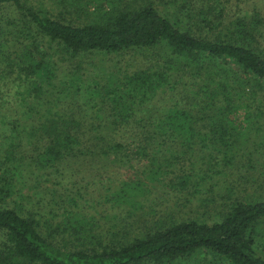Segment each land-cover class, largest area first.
<instances>
[{
  "label": "trees",
  "instance_id": "trees-1",
  "mask_svg": "<svg viewBox=\"0 0 264 264\" xmlns=\"http://www.w3.org/2000/svg\"><path fill=\"white\" fill-rule=\"evenodd\" d=\"M37 3L0 0V13L8 10L0 18V264H264V195L234 202L211 224L144 227L107 244L78 210L77 194L50 192L61 213L47 218L7 206L28 170L41 204L49 196L41 181L57 184L50 177L60 164L79 159L134 157L145 178L124 183L112 200L135 209L149 181L166 182L196 150L219 155L206 173L195 171L198 179L226 175L220 167L255 169L264 162V12L235 10L229 0ZM125 52L144 54L142 68L102 66ZM178 85L186 97L162 117L142 114ZM90 114L93 123L82 117ZM178 178L181 193L195 185L191 173Z\"/></svg>",
  "mask_w": 264,
  "mask_h": 264
},
{
  "label": "rangeland",
  "instance_id": "rangeland-1",
  "mask_svg": "<svg viewBox=\"0 0 264 264\" xmlns=\"http://www.w3.org/2000/svg\"><path fill=\"white\" fill-rule=\"evenodd\" d=\"M229 1L234 5L235 10H238L235 8L237 6L245 12H252L254 9L264 12V0ZM31 2L35 5L38 4L37 0H31ZM7 13L8 10L0 13V18L5 17ZM145 57L144 54L133 52L111 54L104 59L102 66L133 72L142 68L146 62ZM84 70L89 75L85 67ZM175 89L174 92H160L158 96L150 101L151 103L144 107L142 114L157 118L162 117L171 104L176 102L175 100L186 97L184 91L187 88L185 86L178 85ZM190 102L191 100L186 98L185 103L189 104ZM75 105L83 115L84 109H81L77 104ZM92 114L96 117L93 112ZM108 114L106 111L100 113V116L104 117ZM82 117L85 122H94L91 114ZM134 127V132L138 133L140 129L135 124ZM195 152L181 161L178 167L169 175L166 182L149 181L147 190L149 189L150 193L140 195L137 200L142 203V207H136V209L128 206L127 203L117 205L112 200L119 194L118 192L124 183L145 178V174L142 173L143 167L134 160V157H131L130 161L124 160L117 163L110 161H100L98 163V161H93L94 159H79L72 161L70 164L69 162L60 164V172L50 177L53 178V181L55 179L57 184L41 181V185L37 188L46 187L45 190L41 189V191L44 195L46 193L49 195L41 204L37 202L34 196L35 190L32 188V182L36 181L37 177L34 170L30 169L23 177H18L22 182V184H19L18 189L21 186L23 187L20 191L16 190L8 198L7 206L21 208L18 210L23 212L24 215L30 212H38L41 216L47 218L52 217L51 210L61 213L57 209L59 206H52L50 192L55 191L57 195L77 194L78 210L82 211L83 217L87 219L89 224H93L95 234L102 238L104 244H107L132 238L139 229L144 231V227L159 229L171 223L187 220H198L211 224L220 221L222 213L230 210L237 201L246 203L256 200L259 195H264V176L262 175L264 173V167L262 166L264 162L260 165L256 164L255 169H249L248 167L224 169V167H220L219 172H224L226 175L208 173L205 178L198 179L195 176V171L205 172L207 166H211L208 164L213 162L219 155L207 150L203 152L196 150ZM192 163L197 165L194 167ZM184 173L192 174L195 185L191 186L189 184L184 193H181L178 189L182 180L178 177H182ZM172 181L175 182L174 186ZM23 196H25V199ZM71 199L73 198L67 200ZM56 200L60 202V199ZM74 200L77 201V199ZM56 222L53 224L54 227L57 224ZM260 229L261 240L257 248L259 253L264 256V221L260 225ZM53 234L56 240L60 241L59 244L64 246L65 236L58 229H55Z\"/></svg>",
  "mask_w": 264,
  "mask_h": 264
}]
</instances>
